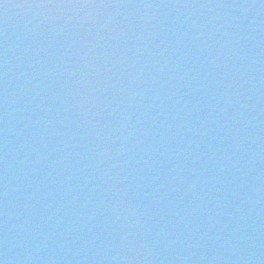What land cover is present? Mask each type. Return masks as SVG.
Here are the masks:
<instances>
[{
    "label": "water",
    "instance_id": "95a60500",
    "mask_svg": "<svg viewBox=\"0 0 264 264\" xmlns=\"http://www.w3.org/2000/svg\"><path fill=\"white\" fill-rule=\"evenodd\" d=\"M0 264H264V0H0Z\"/></svg>",
    "mask_w": 264,
    "mask_h": 264
}]
</instances>
